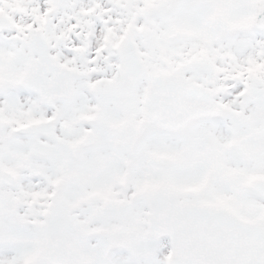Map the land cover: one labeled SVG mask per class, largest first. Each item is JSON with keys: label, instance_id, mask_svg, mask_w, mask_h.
<instances>
[{"label": "snow or ice", "instance_id": "6c2138e0", "mask_svg": "<svg viewBox=\"0 0 264 264\" xmlns=\"http://www.w3.org/2000/svg\"><path fill=\"white\" fill-rule=\"evenodd\" d=\"M0 264H264V0H0Z\"/></svg>", "mask_w": 264, "mask_h": 264}]
</instances>
